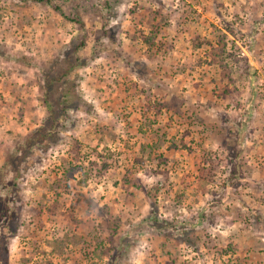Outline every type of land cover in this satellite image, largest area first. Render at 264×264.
Segmentation results:
<instances>
[{"label":"rangeland","instance_id":"obj_1","mask_svg":"<svg viewBox=\"0 0 264 264\" xmlns=\"http://www.w3.org/2000/svg\"><path fill=\"white\" fill-rule=\"evenodd\" d=\"M0 264H264V0H0Z\"/></svg>","mask_w":264,"mask_h":264},{"label":"trees","instance_id":"obj_2","mask_svg":"<svg viewBox=\"0 0 264 264\" xmlns=\"http://www.w3.org/2000/svg\"><path fill=\"white\" fill-rule=\"evenodd\" d=\"M37 3H43L46 5H50V0H35ZM57 9V11L59 10V8L55 7V10ZM27 140H29V138H27ZM26 140V141H27Z\"/></svg>","mask_w":264,"mask_h":264}]
</instances>
